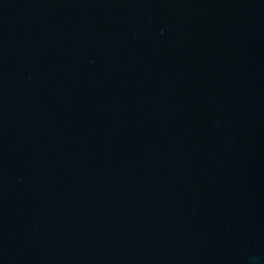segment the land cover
Returning <instances> with one entry per match:
<instances>
[{
  "label": "water",
  "instance_id": "1",
  "mask_svg": "<svg viewBox=\"0 0 264 264\" xmlns=\"http://www.w3.org/2000/svg\"><path fill=\"white\" fill-rule=\"evenodd\" d=\"M0 264H264V0H0Z\"/></svg>",
  "mask_w": 264,
  "mask_h": 264
}]
</instances>
